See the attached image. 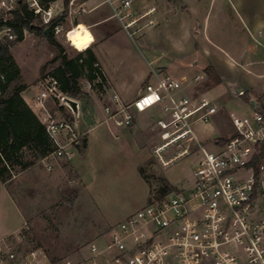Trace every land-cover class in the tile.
<instances>
[{"label":"rangeland","instance_id":"1","mask_svg":"<svg viewBox=\"0 0 264 264\" xmlns=\"http://www.w3.org/2000/svg\"><path fill=\"white\" fill-rule=\"evenodd\" d=\"M89 1L92 9L82 21L107 18L105 22L92 26L91 31L97 38L94 50L98 63L108 75L106 87L110 88V93L125 84L132 87L129 96L134 99L142 93L147 80L155 82L154 71L175 79L200 75L205 78L200 91L216 100L220 108L230 116L247 114L245 109L249 106L243 99L230 101L226 96L222 97L219 92L224 87L205 76L204 60L194 47L195 40L201 35L197 34L195 26L188 28L180 0H136L137 9L142 13L156 9L152 18L156 19L157 25L145 29L143 35L136 33L132 38L118 19L112 17V10L103 0ZM81 18L75 21L74 26L80 23ZM71 28L67 22L61 33L54 34L68 58H74L79 54L77 49L82 51L88 45L87 41L79 39V30L69 35L71 45L65 38V33ZM11 53L20 69V76L11 84L9 92L15 87L26 86L28 93L35 95L41 89L40 83L61 64L58 50L47 38L31 32L11 48ZM197 60L199 64L194 65ZM210 68L215 72L212 66ZM84 99L80 101L78 114H73L65 106L61 112L58 106L63 102L51 105L58 117L73 120L78 132L88 131L91 142L87 155L86 152L81 154L78 148L72 149L70 166L73 170L66 164L69 160L50 155L44 159L45 162L38 161L28 174L19 171L6 184L0 180V239L23 233L25 248L40 247L45 251L49 260L42 264H50L49 261L54 264L53 259L56 264H90L88 246L91 242L101 243L127 216L151 200L165 196L164 181L173 187V191L177 187L187 188L197 164L199 154L194 152L163 167L151 149H144L147 141L142 124L148 127L156 125L158 119L165 116L163 109H155L150 116L138 122L130 135L128 128H118L113 123L99 124L101 120L91 115L93 108ZM106 103H99L97 111ZM158 106L163 107L162 104ZM230 116L225 115L229 132L226 139L233 134ZM194 129L208 149H213L220 140L211 138L214 124L197 122ZM155 141L160 144V137ZM168 152H172V148ZM22 159H31L29 151L23 152ZM141 159L148 160L142 167ZM57 162L61 164L58 166ZM173 191L169 193L173 194ZM25 222L27 231L23 229Z\"/></svg>","mask_w":264,"mask_h":264},{"label":"built area","instance_id":"2","mask_svg":"<svg viewBox=\"0 0 264 264\" xmlns=\"http://www.w3.org/2000/svg\"><path fill=\"white\" fill-rule=\"evenodd\" d=\"M103 3L131 38L157 25L152 18L156 9L142 13L136 0ZM21 7L53 34L61 33L69 22L72 28L65 38L70 44L69 35L81 32L83 27L74 26L75 21L92 9L89 0H0V41L17 39L11 23ZM95 67L103 71L99 63ZM154 76L155 82L147 84L131 103L114 95L113 103L105 107L106 122L130 128L137 113L162 104L165 116L156 123L161 142L154 148V155L163 167H168L179 158L199 154L191 184L151 200L125 218L101 243L91 242L90 264H264V98L255 101L250 113L232 115L233 134L228 142H217L208 149L199 140L194 125H211L220 105L197 89L203 78L196 75L175 79L155 71ZM40 84L37 103L56 146L51 156L71 160L72 149H77L86 134L77 131L73 120L58 117L51 105L63 102L78 114L80 102L76 101L75 112L56 78L48 77ZM98 84H102L98 73L94 82L79 80L84 93L94 91ZM27 226L25 222L24 231ZM22 238L23 233L0 239V264H42L49 260L40 247L25 248Z\"/></svg>","mask_w":264,"mask_h":264},{"label":"crops","instance_id":"3","mask_svg":"<svg viewBox=\"0 0 264 264\" xmlns=\"http://www.w3.org/2000/svg\"><path fill=\"white\" fill-rule=\"evenodd\" d=\"M179 2L183 8L182 13L185 15L184 18L188 23V28L190 26H195L197 34L201 35L197 38V40H195L194 47L197 49L198 55H200L204 60V69L212 66L215 73L222 81V83L217 84L224 87L222 91L220 90L219 94L222 97L226 96V99L230 101H234L237 98L243 99L249 106V108L245 109L246 113H250L253 108L252 102L263 100L264 98V0H180ZM85 16L86 15L79 19V25L83 26L82 28H84V30L78 32V37L81 41L88 42V45L84 48V50L91 48L95 52L94 49L97 44V38L91 31V27L105 22L107 18L82 21ZM77 50L79 52L84 51L79 49ZM96 57L99 59L97 55ZM196 64H199V60L194 63V65ZM102 69L108 85V75L105 73L103 66ZM184 77L194 76L185 75ZM150 83H153L151 79L147 80L145 82L144 89L146 85ZM226 83L238 84L241 88H243L244 94L238 96L234 95L227 88L225 85ZM202 84L203 83L199 84L197 89H199ZM107 87L105 85L104 89L100 91L101 93L94 90L93 92L86 93L87 96L84 97V102H87L91 109L93 108L91 115H93L97 120H101L99 124L107 123L105 107L113 103L112 98L114 95H118L124 103L128 104L133 102L142 94L141 93L132 99V97L129 96L131 94V86H125L124 84L114 93H110V88ZM39 92L32 95L28 93V89L26 88L21 95L27 105L44 124L45 117L40 111V106L36 99ZM184 93L191 95L193 94V91H186ZM81 100L83 101V98L78 101L80 102ZM91 102L93 103L91 104ZM103 102L107 103L104 108L100 109L98 112L96 108H100L99 103ZM155 109L160 110L163 109V107L158 106L144 113H137L135 115L134 124L132 127L128 128L129 130L127 133L131 135L130 132L132 131V128L136 127L138 122H142L147 116H150V113H152ZM225 115L230 116L224 108L219 107L218 114L213 118L212 124H214V132L211 135L212 139L215 137L217 139H226L225 135H228L229 132L227 131V125H225ZM111 123L113 122L110 121L107 124ZM230 126L233 128L232 123ZM157 129L156 125L148 127L142 124V132L147 141L144 149H151L152 153L154 152V148L159 143L155 141L160 137V131L157 133ZM80 133H85L87 137V155L91 140L88 131ZM140 148L142 149V147ZM141 160L142 163H140V167L144 166L148 162L146 159ZM60 162H57L58 166L61 164ZM66 164L71 167V160H69V163ZM30 169L23 172H27L28 174ZM179 189L182 188L177 187L176 191Z\"/></svg>","mask_w":264,"mask_h":264},{"label":"trees","instance_id":"4","mask_svg":"<svg viewBox=\"0 0 264 264\" xmlns=\"http://www.w3.org/2000/svg\"><path fill=\"white\" fill-rule=\"evenodd\" d=\"M11 27L17 39L0 41V180L3 184L11 181L17 172L34 167L38 161L44 160L56 150L45 124L39 120L21 95L27 87L18 86L9 92L11 84L20 76V69L14 60L11 48L24 40L27 32L47 38L58 50L61 64L50 77L58 80L61 92L68 98L86 97L87 94L79 86V80L94 82L96 73L101 76L102 84H98L95 90L102 91L107 84L104 72L95 67L98 59L93 49L88 48L79 52L74 58H68L64 48L55 40L54 34L50 31L48 37L45 28L41 27L34 15L25 8L21 7L15 14ZM204 73L213 83H222L210 66L204 69ZM58 109L63 112L64 106H58ZM228 140L220 139L218 143L224 144ZM87 146L88 141L85 137L80 140L77 148L81 154H85ZM25 150L31 154L30 160L22 159ZM171 190L173 191V187L164 181L163 194H168ZM56 262L55 259L52 260V263L56 264Z\"/></svg>","mask_w":264,"mask_h":264},{"label":"water","instance_id":"5","mask_svg":"<svg viewBox=\"0 0 264 264\" xmlns=\"http://www.w3.org/2000/svg\"><path fill=\"white\" fill-rule=\"evenodd\" d=\"M45 34L49 37L50 36V30L46 29L45 30ZM227 86V88L234 94V95H243L244 94V90L243 88H241L238 84H225ZM67 103L73 108V110L75 112H77V102L67 98ZM253 105H256V102L253 101L252 102Z\"/></svg>","mask_w":264,"mask_h":264}]
</instances>
